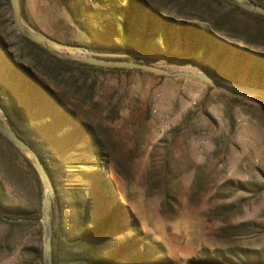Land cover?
I'll use <instances>...</instances> for the list:
<instances>
[{
    "label": "rangeland",
    "instance_id": "obj_1",
    "mask_svg": "<svg viewBox=\"0 0 264 264\" xmlns=\"http://www.w3.org/2000/svg\"><path fill=\"white\" fill-rule=\"evenodd\" d=\"M84 1L21 3L25 21L37 31L91 49L94 43L82 28L84 17L79 14ZM161 1L168 2L170 9L164 8H173L174 14L181 9L169 0ZM203 1L217 16L232 13L238 29L228 23L225 32L236 34L239 45L250 38L244 36L248 26L249 35L256 36L259 27L264 32V21L260 24L234 10L235 0ZM0 27L14 52L21 53L13 9L5 0H0ZM252 42L253 48L264 51V37ZM124 57L170 70L201 69L169 57ZM23 59L106 139L117 194L139 219L141 229L163 242L176 264H199L196 260L201 257L232 254L241 248L264 254V100L145 69L74 64L53 69L45 58L36 64L28 50ZM2 134L0 179L4 190L0 197L34 216H43V181L41 188L23 157ZM41 245L44 247L43 218L39 223L0 216V264H45L31 250Z\"/></svg>",
    "mask_w": 264,
    "mask_h": 264
},
{
    "label": "trees",
    "instance_id": "obj_2",
    "mask_svg": "<svg viewBox=\"0 0 264 264\" xmlns=\"http://www.w3.org/2000/svg\"><path fill=\"white\" fill-rule=\"evenodd\" d=\"M169 1L181 6L178 15L173 8L167 10L168 2L161 0H85L79 14L84 17L82 28L94 43L91 50L109 54L105 56L108 58L169 57L233 82L264 88V51L251 46L252 41L264 37L260 27L258 36H252L248 26L244 36L250 38L241 46L235 40L236 34L225 32L228 23L238 29L232 13L217 16L203 0ZM254 1L264 6V0ZM5 2L11 8L10 0ZM232 5L235 11L263 24V14L244 9L236 2ZM71 13L76 15L73 10ZM14 32L21 46L19 54L0 27V101L11 128L38 152L55 185L54 264H176L163 242L141 229L139 219L117 194L110 176L106 139L23 57L28 50L36 64L45 58L53 69L68 64L104 68L60 57L17 29ZM113 54L118 56H110ZM3 137L23 157L42 188L35 165ZM3 190L0 179V194ZM0 216L15 221L36 219L39 223L43 218L42 214L34 216V212L1 197ZM31 250L44 262L43 245ZM196 262L264 264V254L241 248L232 254L201 257Z\"/></svg>",
    "mask_w": 264,
    "mask_h": 264
},
{
    "label": "water",
    "instance_id": "obj_3",
    "mask_svg": "<svg viewBox=\"0 0 264 264\" xmlns=\"http://www.w3.org/2000/svg\"><path fill=\"white\" fill-rule=\"evenodd\" d=\"M241 7L249 11L264 15V6L254 0H235ZM13 9V18L16 29L31 40L54 50L62 57L87 62L103 68H136L145 69L155 73L170 76H182L190 79L200 80L214 85L227 92L259 97L264 100V88L251 86L243 82H233L219 75L205 70L195 68H179L175 70L155 66L146 62L129 60L126 58H108L95 54L87 45L65 43L50 35L37 31L28 24L23 16L21 0H10ZM58 47V48H56ZM73 51V52H69ZM0 131L24 153L37 168L45 186V197L43 204V226H44V262L54 264L53 256V197L56 194L54 182L38 152L10 126L0 101Z\"/></svg>",
    "mask_w": 264,
    "mask_h": 264
},
{
    "label": "bare ground",
    "instance_id": "obj_4",
    "mask_svg": "<svg viewBox=\"0 0 264 264\" xmlns=\"http://www.w3.org/2000/svg\"><path fill=\"white\" fill-rule=\"evenodd\" d=\"M56 48H58V47H56Z\"/></svg>",
    "mask_w": 264,
    "mask_h": 264
}]
</instances>
